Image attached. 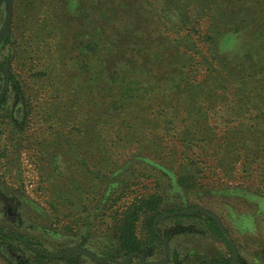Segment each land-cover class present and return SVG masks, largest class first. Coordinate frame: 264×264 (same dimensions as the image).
<instances>
[{"label": "rangeland", "instance_id": "374dc122", "mask_svg": "<svg viewBox=\"0 0 264 264\" xmlns=\"http://www.w3.org/2000/svg\"><path fill=\"white\" fill-rule=\"evenodd\" d=\"M91 2L0 0V264H40L35 254L48 264L71 257L83 264H191L215 254L232 262L234 252L235 264H264V119L252 127L216 91L213 103L184 98L170 108L153 100L132 108L133 119H105L104 85L86 83L87 36L99 27ZM168 2L169 15L184 3L213 7L221 16L214 23L232 31L214 40L223 50L264 53V0ZM95 56L92 77L115 70ZM258 73L255 79H264ZM133 171L144 179L134 194L159 180L165 208L192 207L163 212L155 223L160 241L122 258L110 255L116 246L105 233L106 198ZM179 176L197 185L184 190ZM137 231L145 236L142 224Z\"/></svg>", "mask_w": 264, "mask_h": 264}, {"label": "trees", "instance_id": "16d2710c", "mask_svg": "<svg viewBox=\"0 0 264 264\" xmlns=\"http://www.w3.org/2000/svg\"><path fill=\"white\" fill-rule=\"evenodd\" d=\"M153 1L161 7L151 9ZM168 4V0H101L98 1L100 7H96L92 0L93 10L89 9L88 13L93 23L99 22V27L94 35L89 32L87 36L86 83L90 89L92 81L104 85L98 92L104 118L133 119L132 108L150 107L153 100L157 102L156 107L166 104L171 105L170 108L184 98L199 104L213 103L212 91H216L221 92L223 98L233 100L239 109L236 117L253 120L252 127L260 124L257 120L264 119V105L259 104L264 93V79H255V76L258 72L264 73L263 50L262 53H229L214 41L220 32L227 34L230 31L214 23L221 17L216 9L202 5L196 9L184 3L169 15ZM95 11L94 15L92 12ZM97 54H101L103 62L113 63L115 70L106 74L105 68L99 71V76L92 77L97 62L93 58ZM115 58L117 60H113ZM108 80L113 86L107 85ZM94 91L90 90V93ZM202 109L201 114L210 119L208 112ZM254 111L258 112L254 114ZM189 144L193 149L195 144ZM141 178L136 171L121 176L117 189L106 198L110 203L109 213L106 209L104 214L105 233L113 237L116 246L115 254L110 255L127 258L144 253L160 241L155 223L163 212L192 207L174 205L165 208L166 197L159 180L153 190L134 194L144 183ZM178 184L184 190L197 185L195 179L187 176H179ZM203 218L209 230L223 237L212 218ZM141 224L143 237L137 231ZM35 259L40 264L50 262L41 254H35ZM173 259L175 264H182L177 258ZM235 261V256L231 262L226 256L215 254L191 264H235ZM67 264L83 263L78 257H71L67 258Z\"/></svg>", "mask_w": 264, "mask_h": 264}, {"label": "water", "instance_id": "95a60500", "mask_svg": "<svg viewBox=\"0 0 264 264\" xmlns=\"http://www.w3.org/2000/svg\"><path fill=\"white\" fill-rule=\"evenodd\" d=\"M189 212V210H185V211H182V212H178V211H176V212H172L171 214H179V213H182V214H185V213H188ZM170 215V214H169ZM234 256H235V260H236V252H234ZM234 264V263H233Z\"/></svg>", "mask_w": 264, "mask_h": 264}]
</instances>
